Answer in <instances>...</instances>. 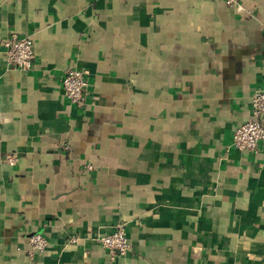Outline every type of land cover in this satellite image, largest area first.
<instances>
[{
	"label": "crops",
	"instance_id": "1",
	"mask_svg": "<svg viewBox=\"0 0 264 264\" xmlns=\"http://www.w3.org/2000/svg\"><path fill=\"white\" fill-rule=\"evenodd\" d=\"M11 35L29 71L6 66ZM258 89L264 0H0V264H264V140L231 145Z\"/></svg>",
	"mask_w": 264,
	"mask_h": 264
},
{
	"label": "built area",
	"instance_id": "2",
	"mask_svg": "<svg viewBox=\"0 0 264 264\" xmlns=\"http://www.w3.org/2000/svg\"><path fill=\"white\" fill-rule=\"evenodd\" d=\"M227 4L233 5L234 3L227 1ZM3 47L4 60L8 68L20 72H26L32 68L35 53L33 39L30 36L18 37L17 35H11L4 41ZM86 74L85 71L76 68H68L63 73L61 89L71 105L82 103L86 99ZM261 118H264V89H258L251 93L249 118L233 132L232 147L237 150L255 152L259 142L264 140V128L260 122ZM63 148L66 151L70 149L68 145H64ZM4 162L9 166H13L16 159L11 155L7 156ZM27 240L29 258L43 252L48 244L45 237L40 233L31 234ZM76 240V237H71L69 242L75 243ZM96 241L104 249L110 262L114 261L116 257L125 256L130 250L124 224H117L111 233L97 237Z\"/></svg>",
	"mask_w": 264,
	"mask_h": 264
}]
</instances>
